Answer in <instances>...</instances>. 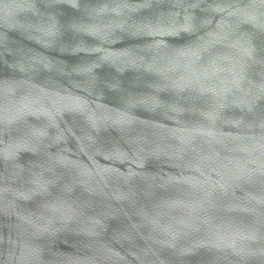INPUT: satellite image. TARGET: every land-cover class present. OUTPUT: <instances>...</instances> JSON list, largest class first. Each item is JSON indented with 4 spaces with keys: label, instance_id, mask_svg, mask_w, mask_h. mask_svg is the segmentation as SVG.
I'll return each instance as SVG.
<instances>
[{
    "label": "water",
    "instance_id": "95a60500",
    "mask_svg": "<svg viewBox=\"0 0 264 264\" xmlns=\"http://www.w3.org/2000/svg\"><path fill=\"white\" fill-rule=\"evenodd\" d=\"M0 233L264 264V0H0Z\"/></svg>",
    "mask_w": 264,
    "mask_h": 264
}]
</instances>
